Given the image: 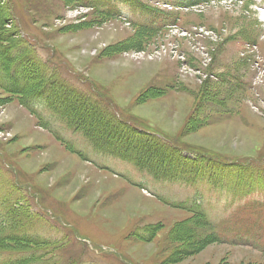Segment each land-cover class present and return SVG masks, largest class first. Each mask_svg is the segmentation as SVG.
Returning a JSON list of instances; mask_svg holds the SVG:
<instances>
[{"label": "rangeland", "instance_id": "374dc122", "mask_svg": "<svg viewBox=\"0 0 264 264\" xmlns=\"http://www.w3.org/2000/svg\"><path fill=\"white\" fill-rule=\"evenodd\" d=\"M139 1L155 11L110 14L100 0H0L2 85L3 47L10 43L14 54L21 44L31 54L25 64L36 61L45 75L101 102L62 94L60 105L85 108L87 115L68 109L66 119L104 136L102 146L117 139L109 130L115 115L102 109L110 102L123 120L178 150H154L150 136L130 127L133 134L111 144L129 158L97 162L90 145L52 125L58 143L35 116L37 103L0 86V200L13 197L0 203V264H264V0ZM28 78V87L37 82L31 71ZM134 159L174 176L155 181ZM219 160L250 163L263 177L227 173L218 181L236 182L232 195L187 179L216 175ZM253 186L263 192H245ZM24 206L27 220L2 214Z\"/></svg>", "mask_w": 264, "mask_h": 264}, {"label": "trees", "instance_id": "16d2710c", "mask_svg": "<svg viewBox=\"0 0 264 264\" xmlns=\"http://www.w3.org/2000/svg\"><path fill=\"white\" fill-rule=\"evenodd\" d=\"M3 49L4 51L8 53L5 55L6 58H8V62L4 63V65L2 66V69L4 70V72L1 71L2 76L5 78L6 81L4 85H2V83L0 82V86L5 88V90L17 95L19 99L21 100V102H25L29 100L32 102L31 104L37 103L39 106H44L46 110L51 113V115L58 117V118L61 117L64 119L68 115H70L69 112L70 113L73 112V109L75 111H79L80 109H75L69 106L62 108V106L66 104L65 100L62 97V94L66 96H74L75 99L84 100L88 102L90 105L92 104L95 105L96 102L84 96L83 94L78 92L76 89L72 88L71 86L64 85L61 79H59L57 76H54V75L48 76L47 74L45 75L44 74L46 72L45 68L42 67L40 64H38L36 61H31L30 66L25 64V62H28L30 60V56H31V54L26 51V46H22L21 44H18V51L14 52L15 55L12 54L10 43L9 45L4 46ZM13 56L15 57L13 58ZM35 67H37L36 71H35ZM30 71L33 72V76L37 79V82L33 84L32 86L28 87V81H29L28 76H29ZM1 80L3 79H0V81ZM56 91H59L61 94H57ZM61 102H62V106L60 105ZM208 102H211V101H208ZM31 104L29 105V107L31 106ZM68 109H69V112H68ZM80 111H82V114L87 115V111L85 110V108L81 109ZM104 113L106 115V112ZM78 116L80 115L78 114ZM113 118L114 120H111L113 127L110 124L111 127L109 128V130L114 129L113 130L115 133L114 135L117 136V139L114 138V142H119V140H121L119 138L122 135H124L123 133V131H125L124 129H127L128 127L123 122L118 121L114 116ZM80 123L83 124L82 119H80ZM41 125L44 127H48V124L44 123L43 121H41ZM98 137L101 138V139H98V141H100V143L103 145L104 136L102 137L98 135ZM154 141L155 143L151 141V143L149 144V147L154 148V150L158 149V147L161 146L163 149L168 151L167 153L170 152L169 154L171 155L178 154V150H176L175 148L169 147V142H171V140L165 139L163 140L165 142L159 141V143L157 142V140H154ZM114 142L113 140L112 141L110 140L109 143L105 144L104 146L112 148L111 144H114ZM112 149H115V148H112ZM115 150H119V149H115ZM163 157L164 155H161L160 159H162ZM146 158L148 160H151L148 157H145V159ZM139 161L142 162L141 159ZM213 161H216V160H213ZM219 161H223V160H219ZM205 164H208L209 166L213 167L212 163L210 162H204L202 165H205ZM214 168H215V171L217 172L216 176L218 177V179L225 175L224 171L229 172L231 174L232 171L235 170V169L233 170L230 168H225L219 165H217ZM153 169L157 171L158 178H160L161 176L171 177V175H174V174H169V173L167 174V172L163 170H159L155 168ZM226 179H223V180H226ZM232 186H233L232 188L234 189L235 185H232ZM9 200H12V198L8 199V201ZM21 203H22L21 201H18L16 206L19 207ZM9 211H11V213L14 214L19 219L21 216L22 221L26 220V218H24V216L20 214L21 211L19 210V208L18 209L17 208L16 209L7 208L5 215H7Z\"/></svg>", "mask_w": 264, "mask_h": 264}]
</instances>
